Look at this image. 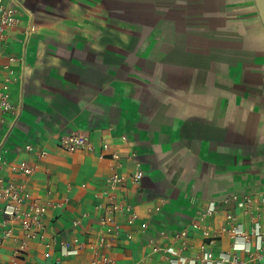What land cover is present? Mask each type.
Instances as JSON below:
<instances>
[{
    "label": "crops",
    "instance_id": "crops-1",
    "mask_svg": "<svg viewBox=\"0 0 264 264\" xmlns=\"http://www.w3.org/2000/svg\"><path fill=\"white\" fill-rule=\"evenodd\" d=\"M2 1L18 21L0 33V87L8 80L13 107H0V154L36 167L4 166L1 176L23 187L24 210L38 200L46 211L29 230L19 218L2 225L0 214V264L104 255L170 264L166 255L191 257L202 243L264 264L254 238L236 249L227 232L264 225V22L255 0ZM73 132L91 148L64 149L61 136ZM113 175L122 182L110 185ZM106 218L118 234H106Z\"/></svg>",
    "mask_w": 264,
    "mask_h": 264
},
{
    "label": "built area",
    "instance_id": "built-area-1",
    "mask_svg": "<svg viewBox=\"0 0 264 264\" xmlns=\"http://www.w3.org/2000/svg\"><path fill=\"white\" fill-rule=\"evenodd\" d=\"M17 21L18 19L16 17L15 8L12 6L5 5L3 1L0 0V33H3L8 28L16 25ZM13 59L14 58L10 57V60ZM8 84V80H5V82L0 87V107L4 111L13 110L12 105L8 101ZM122 137L125 139V136ZM60 144L64 149L68 151H75L81 147L91 148L89 138L80 132H73L68 135L61 136ZM25 147L27 149L31 148L29 144H27ZM104 147L106 148L107 146L104 145ZM41 154H44V152H41ZM117 157V154L113 152L112 158L116 159ZM8 165L12 170H18L24 174H30L36 167V165L30 166L26 163H22L19 166L9 164L7 158L0 154V214L3 215L1 224L7 225V223H9L11 220L19 218L21 220L23 228H25L26 230L31 229L32 226L42 227L40 218L46 211L45 206L38 200H32L27 210H24L22 208V205L27 199V196H25V194L23 193V187L13 181L4 180V178L1 176V169L4 166ZM142 175L143 173L141 170H136L131 176L132 182H139L142 178ZM122 180L123 178L118 175H113L106 179V181L112 186L121 183ZM261 198L262 201H264V196H262ZM248 202H250V197L245 196L242 200L237 201V205L243 206L245 203ZM122 208V206H118L116 204L112 206L113 210H121ZM215 211L216 208L214 206L207 207L203 212L199 213V217L201 216L202 218L205 215H211ZM227 218L229 220L233 219L231 214H227ZM103 223L108 224L105 229L106 234H118V226L116 224H113L111 218L104 219ZM191 225L193 228H200L201 233L206 238H208L209 243L214 240L215 236L212 235L208 226L201 225L199 222H192ZM227 232L230 238L233 239V246L236 249L249 250V242L251 238H254L255 248L258 250V253L255 257L259 258L261 256H264V225L255 222L249 230H244L243 228L237 225L228 229ZM10 233L11 228L8 227L4 232V235L9 236ZM161 234L165 235V232L163 231L161 232ZM186 234V230L183 229L179 232H175L174 238L176 239L180 237H185ZM109 240H111V237L109 238ZM69 246V244H66L65 253L76 252L74 250H69ZM206 247L207 246L205 245V243H202L198 246V250L195 255L191 257L177 252L174 256L166 255V258L170 264H195L197 262L203 264H241L242 262L236 256L230 257L224 253L215 255L209 247ZM20 248H22V246H20ZM101 262L103 264H114V260L105 255L102 256V258L95 259L92 264H99Z\"/></svg>",
    "mask_w": 264,
    "mask_h": 264
},
{
    "label": "water",
    "instance_id": "water-1",
    "mask_svg": "<svg viewBox=\"0 0 264 264\" xmlns=\"http://www.w3.org/2000/svg\"><path fill=\"white\" fill-rule=\"evenodd\" d=\"M262 22H264V0H255Z\"/></svg>",
    "mask_w": 264,
    "mask_h": 264
}]
</instances>
